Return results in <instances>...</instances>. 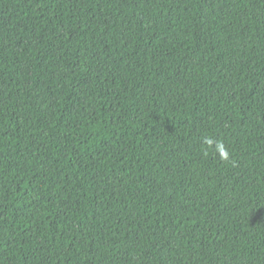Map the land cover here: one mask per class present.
Listing matches in <instances>:
<instances>
[{
  "label": "trees",
  "instance_id": "1",
  "mask_svg": "<svg viewBox=\"0 0 264 264\" xmlns=\"http://www.w3.org/2000/svg\"><path fill=\"white\" fill-rule=\"evenodd\" d=\"M0 264H264V0H0Z\"/></svg>",
  "mask_w": 264,
  "mask_h": 264
},
{
  "label": "clouds",
  "instance_id": "2",
  "mask_svg": "<svg viewBox=\"0 0 264 264\" xmlns=\"http://www.w3.org/2000/svg\"><path fill=\"white\" fill-rule=\"evenodd\" d=\"M221 157L223 159H227L228 158V153L226 151H224V150L221 149Z\"/></svg>",
  "mask_w": 264,
  "mask_h": 264
}]
</instances>
